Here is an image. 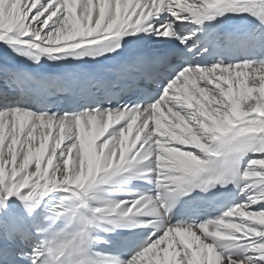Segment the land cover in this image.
Wrapping results in <instances>:
<instances>
[{
  "label": "snow or ice",
  "instance_id": "snow-or-ice-1",
  "mask_svg": "<svg viewBox=\"0 0 264 264\" xmlns=\"http://www.w3.org/2000/svg\"><path fill=\"white\" fill-rule=\"evenodd\" d=\"M258 33L264 0H0V264H264ZM194 191L223 210L174 219Z\"/></svg>",
  "mask_w": 264,
  "mask_h": 264
},
{
  "label": "bare ground",
  "instance_id": "bare-ground-1",
  "mask_svg": "<svg viewBox=\"0 0 264 264\" xmlns=\"http://www.w3.org/2000/svg\"><path fill=\"white\" fill-rule=\"evenodd\" d=\"M195 37H193L194 39ZM144 185H147L144 181H132L129 185H127L128 187L130 188H133V189H137V190H140V186H144ZM114 198L116 199H124L126 197L124 196H119V195H114ZM136 229H123V228H116L112 231H109V232H105V231H102V230H95L94 231V235L99 237L100 239L94 243V248L95 250L98 251V253L102 254V255H105V256H109V255H114V254H111V253H104L102 251L103 248H111L110 247V244L105 242L103 239H102V234H106L110 237H115L117 233H120V234H123L125 232H130V231H134Z\"/></svg>",
  "mask_w": 264,
  "mask_h": 264
}]
</instances>
